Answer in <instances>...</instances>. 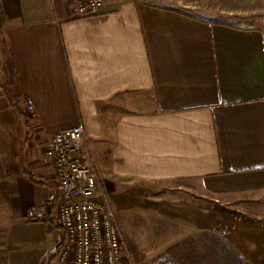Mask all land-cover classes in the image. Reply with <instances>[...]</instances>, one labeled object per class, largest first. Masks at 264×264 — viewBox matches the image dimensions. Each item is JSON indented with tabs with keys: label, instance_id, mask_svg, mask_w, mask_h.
<instances>
[{
	"label": "crops",
	"instance_id": "crops-1",
	"mask_svg": "<svg viewBox=\"0 0 264 264\" xmlns=\"http://www.w3.org/2000/svg\"><path fill=\"white\" fill-rule=\"evenodd\" d=\"M0 3L7 18L0 47V264H45L60 247L56 171L46 151L55 132L80 123L97 171L121 199L136 194L130 184L148 183L157 212L149 224L162 226L171 216V225L182 227L185 237L167 249L210 233L229 242L244 264H264L258 17L237 26L107 0L101 15L77 18L68 0ZM33 211L42 220L28 221ZM155 235V242L167 241L165 232Z\"/></svg>",
	"mask_w": 264,
	"mask_h": 264
},
{
	"label": "built area",
	"instance_id": "built-area-1",
	"mask_svg": "<svg viewBox=\"0 0 264 264\" xmlns=\"http://www.w3.org/2000/svg\"><path fill=\"white\" fill-rule=\"evenodd\" d=\"M77 18L96 17L107 0H68ZM31 117L38 116L33 101ZM46 157L56 171L58 264H137L90 152L83 123L55 132Z\"/></svg>",
	"mask_w": 264,
	"mask_h": 264
},
{
	"label": "rangeland",
	"instance_id": "rangeland-1",
	"mask_svg": "<svg viewBox=\"0 0 264 264\" xmlns=\"http://www.w3.org/2000/svg\"><path fill=\"white\" fill-rule=\"evenodd\" d=\"M113 3L119 5L129 0H112ZM143 3L153 4L162 8L180 10L197 19L212 21L216 23L229 25H253L251 19L258 17L260 25L264 28V0H133ZM6 67L9 70V77L7 79L8 88L16 95L18 92V81L14 73V67L11 63H7ZM101 177V176H100ZM103 185L107 190L108 196L115 207L118 218L120 220L123 232L131 248L134 260L137 264L148 263L155 259L161 252L165 251L168 246L173 244L175 240L184 238L181 235V226L171 225L176 222L171 218L164 216L161 221L164 225H150L149 220L152 212H156L151 208L152 201L149 202L153 196L156 195L148 185L143 182L134 183L131 186H136V194L133 191L129 193V199L124 202L122 195L119 196L117 192V185L112 188L108 185L107 180L101 177ZM120 198V200H119ZM173 206L174 208L177 207ZM159 209V208H158ZM164 209V208H163ZM175 212H180L174 210ZM159 212V210H158ZM168 211L163 210V214ZM157 213V212H156ZM151 221V220H150ZM163 230V232H162ZM156 231L158 233L165 232L166 242H155ZM168 238V239H167ZM162 244V245H161ZM161 246V247H160ZM153 251V254H152ZM56 260V259H55ZM52 264H56V261Z\"/></svg>",
	"mask_w": 264,
	"mask_h": 264
},
{
	"label": "trees",
	"instance_id": "trees-1",
	"mask_svg": "<svg viewBox=\"0 0 264 264\" xmlns=\"http://www.w3.org/2000/svg\"><path fill=\"white\" fill-rule=\"evenodd\" d=\"M7 25V18L3 5L0 3V47L1 38ZM26 124L29 119L25 111L20 108L19 103H13ZM33 181L36 179L33 175L27 173ZM42 220L41 216L33 211L28 221ZM60 253V247L50 255L45 264H50L57 259ZM142 264H244V258L240 253L226 240L210 233H204L198 238H191L177 243L168 248L163 254L148 263Z\"/></svg>",
	"mask_w": 264,
	"mask_h": 264
}]
</instances>
